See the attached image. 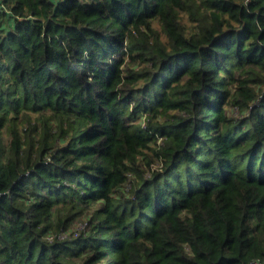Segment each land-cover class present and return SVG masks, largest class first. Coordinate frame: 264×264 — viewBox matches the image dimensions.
I'll list each match as a JSON object with an SVG mask.
<instances>
[{
	"label": "trees",
	"instance_id": "16d2710c",
	"mask_svg": "<svg viewBox=\"0 0 264 264\" xmlns=\"http://www.w3.org/2000/svg\"><path fill=\"white\" fill-rule=\"evenodd\" d=\"M257 260L264 0H0V264Z\"/></svg>",
	"mask_w": 264,
	"mask_h": 264
},
{
	"label": "built area",
	"instance_id": "2783aa9c",
	"mask_svg": "<svg viewBox=\"0 0 264 264\" xmlns=\"http://www.w3.org/2000/svg\"><path fill=\"white\" fill-rule=\"evenodd\" d=\"M81 224H82V223H81ZM84 227H85V223H83L82 226H78V227L76 228L75 233L77 234V233L79 232V230L83 229ZM61 237H67V233H66V232L63 233V234L61 235ZM50 238H52V237H50ZM254 264H264V260H257V261L254 262Z\"/></svg>",
	"mask_w": 264,
	"mask_h": 264
},
{
	"label": "rangeland",
	"instance_id": "374dc122",
	"mask_svg": "<svg viewBox=\"0 0 264 264\" xmlns=\"http://www.w3.org/2000/svg\"><path fill=\"white\" fill-rule=\"evenodd\" d=\"M82 224H83V223H82ZM82 224H81V223H77V224L75 225V228L78 227V226H82Z\"/></svg>",
	"mask_w": 264,
	"mask_h": 264
}]
</instances>
